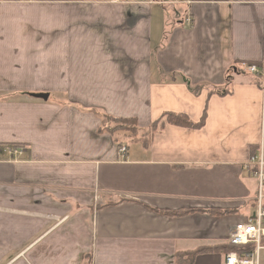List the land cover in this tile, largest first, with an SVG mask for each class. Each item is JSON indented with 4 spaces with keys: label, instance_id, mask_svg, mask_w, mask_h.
<instances>
[{
    "label": "crops",
    "instance_id": "0c3cea01",
    "mask_svg": "<svg viewBox=\"0 0 264 264\" xmlns=\"http://www.w3.org/2000/svg\"><path fill=\"white\" fill-rule=\"evenodd\" d=\"M263 59L264 0H0V264H224L264 139L241 63Z\"/></svg>",
    "mask_w": 264,
    "mask_h": 264
},
{
    "label": "built area",
    "instance_id": "2783aa9c",
    "mask_svg": "<svg viewBox=\"0 0 264 264\" xmlns=\"http://www.w3.org/2000/svg\"><path fill=\"white\" fill-rule=\"evenodd\" d=\"M121 2L124 0H108ZM152 3L162 5L182 2L184 0H150ZM187 22L191 23L189 17ZM242 69L258 77L264 94V59L260 63L242 62ZM264 136V135H263ZM10 157L17 159L25 153V145H12L6 147ZM120 155L127 153V148H119ZM254 165L253 175L258 181V192L255 198V211L245 221L238 222L230 235L229 244L232 249L224 253V264H264V139L260 143L259 152L253 156L247 165Z\"/></svg>",
    "mask_w": 264,
    "mask_h": 264
},
{
    "label": "trees",
    "instance_id": "16d2710c",
    "mask_svg": "<svg viewBox=\"0 0 264 264\" xmlns=\"http://www.w3.org/2000/svg\"><path fill=\"white\" fill-rule=\"evenodd\" d=\"M98 116L101 117L103 126L100 128V131H108L112 132L116 135H122L123 137H131L132 139L137 137V132L139 131L138 124L136 118H120V117H112L106 113L101 111H94ZM166 120L175 125L185 126L188 128L199 127L203 122L194 123L188 116L177 113H166ZM131 139V140H132ZM18 146V145H17ZM120 147L127 145L119 144ZM119 147V148H120ZM211 213L220 214L222 211H217L216 209H211ZM232 249L230 247L228 250ZM227 250V251H228ZM191 255L186 259L185 264H192L195 253L188 254Z\"/></svg>",
    "mask_w": 264,
    "mask_h": 264
},
{
    "label": "water",
    "instance_id": "95a60500",
    "mask_svg": "<svg viewBox=\"0 0 264 264\" xmlns=\"http://www.w3.org/2000/svg\"><path fill=\"white\" fill-rule=\"evenodd\" d=\"M37 97H39V98H43V99H48V95H44V94H40V95H38Z\"/></svg>",
    "mask_w": 264,
    "mask_h": 264
},
{
    "label": "rangeland",
    "instance_id": "374dc122",
    "mask_svg": "<svg viewBox=\"0 0 264 264\" xmlns=\"http://www.w3.org/2000/svg\"><path fill=\"white\" fill-rule=\"evenodd\" d=\"M178 9H179V8H177V7L175 8L176 11H179ZM140 129H143V128H141V126H140ZM131 142H132V140H131Z\"/></svg>",
    "mask_w": 264,
    "mask_h": 264
}]
</instances>
